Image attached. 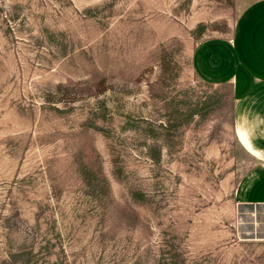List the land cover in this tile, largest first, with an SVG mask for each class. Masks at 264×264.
Returning <instances> with one entry per match:
<instances>
[{"label":"rangeland","instance_id":"1","mask_svg":"<svg viewBox=\"0 0 264 264\" xmlns=\"http://www.w3.org/2000/svg\"><path fill=\"white\" fill-rule=\"evenodd\" d=\"M251 1L0 0V264H264L190 66Z\"/></svg>","mask_w":264,"mask_h":264},{"label":"crops","instance_id":"2","mask_svg":"<svg viewBox=\"0 0 264 264\" xmlns=\"http://www.w3.org/2000/svg\"><path fill=\"white\" fill-rule=\"evenodd\" d=\"M190 66L226 101L221 115L238 150L233 202L264 207V0L249 2L228 30L195 43Z\"/></svg>","mask_w":264,"mask_h":264}]
</instances>
